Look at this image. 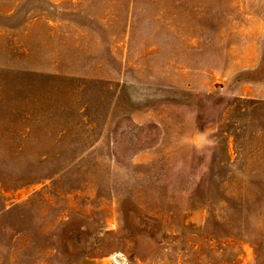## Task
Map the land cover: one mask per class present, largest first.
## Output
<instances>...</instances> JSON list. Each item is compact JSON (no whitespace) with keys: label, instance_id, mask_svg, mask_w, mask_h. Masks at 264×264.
Here are the masks:
<instances>
[{"label":"rangeland","instance_id":"374dc122","mask_svg":"<svg viewBox=\"0 0 264 264\" xmlns=\"http://www.w3.org/2000/svg\"><path fill=\"white\" fill-rule=\"evenodd\" d=\"M0 264H264V0H0Z\"/></svg>","mask_w":264,"mask_h":264}]
</instances>
